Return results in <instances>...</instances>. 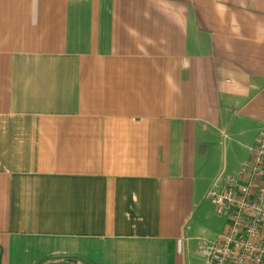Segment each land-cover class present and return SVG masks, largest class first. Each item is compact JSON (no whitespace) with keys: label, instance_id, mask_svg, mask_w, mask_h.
Wrapping results in <instances>:
<instances>
[{"label":"crops","instance_id":"0c3cea01","mask_svg":"<svg viewBox=\"0 0 264 264\" xmlns=\"http://www.w3.org/2000/svg\"><path fill=\"white\" fill-rule=\"evenodd\" d=\"M263 130L264 0H0V264H204Z\"/></svg>","mask_w":264,"mask_h":264},{"label":"built area","instance_id":"2783aa9c","mask_svg":"<svg viewBox=\"0 0 264 264\" xmlns=\"http://www.w3.org/2000/svg\"><path fill=\"white\" fill-rule=\"evenodd\" d=\"M207 196L226 224L215 240L200 245L204 264H264V130L248 161L233 175L216 177Z\"/></svg>","mask_w":264,"mask_h":264},{"label":"rangeland","instance_id":"374dc122","mask_svg":"<svg viewBox=\"0 0 264 264\" xmlns=\"http://www.w3.org/2000/svg\"><path fill=\"white\" fill-rule=\"evenodd\" d=\"M251 143L250 137H220L218 143L214 146V165L210 175L211 179H216L220 174L233 175L234 172L239 170L240 164L249 159L250 151L244 147L249 146ZM248 153V154H247ZM198 214L199 223L197 230L205 240H212L215 234L222 230L226 219L218 216L215 211L214 205L211 203L210 198L205 196L204 203L200 205ZM212 238V239H211Z\"/></svg>","mask_w":264,"mask_h":264}]
</instances>
